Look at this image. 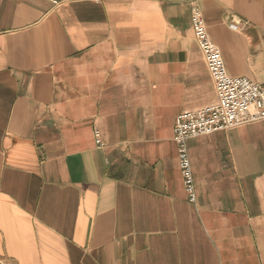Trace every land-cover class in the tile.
Returning a JSON list of instances; mask_svg holds the SVG:
<instances>
[{"label": "crops", "instance_id": "crops-1", "mask_svg": "<svg viewBox=\"0 0 264 264\" xmlns=\"http://www.w3.org/2000/svg\"><path fill=\"white\" fill-rule=\"evenodd\" d=\"M193 2L264 84V0H0V264H264V121L190 140L184 190L176 119L217 103Z\"/></svg>", "mask_w": 264, "mask_h": 264}, {"label": "built area", "instance_id": "built-area-1", "mask_svg": "<svg viewBox=\"0 0 264 264\" xmlns=\"http://www.w3.org/2000/svg\"><path fill=\"white\" fill-rule=\"evenodd\" d=\"M192 27L217 95L215 105L179 115L174 127L173 141L178 151L184 190L189 202L196 203V183L189 141L264 121V84L228 74L221 51L209 35L197 2L192 3ZM97 143L101 144L99 140Z\"/></svg>", "mask_w": 264, "mask_h": 264}]
</instances>
